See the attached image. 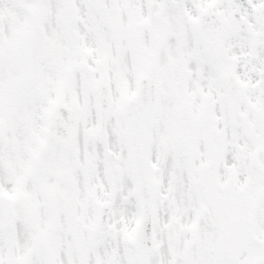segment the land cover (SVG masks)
Segmentation results:
<instances>
[{"label":"snow or ice","instance_id":"1","mask_svg":"<svg viewBox=\"0 0 264 264\" xmlns=\"http://www.w3.org/2000/svg\"><path fill=\"white\" fill-rule=\"evenodd\" d=\"M0 264H264V0H0Z\"/></svg>","mask_w":264,"mask_h":264}]
</instances>
